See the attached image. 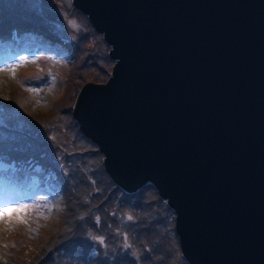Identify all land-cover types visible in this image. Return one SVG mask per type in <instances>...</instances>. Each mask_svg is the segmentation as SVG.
I'll use <instances>...</instances> for the list:
<instances>
[{
  "label": "water",
  "instance_id": "obj_1",
  "mask_svg": "<svg viewBox=\"0 0 264 264\" xmlns=\"http://www.w3.org/2000/svg\"><path fill=\"white\" fill-rule=\"evenodd\" d=\"M114 63L79 133L127 195L152 187L187 264H264V0H72Z\"/></svg>",
  "mask_w": 264,
  "mask_h": 264
},
{
  "label": "rangeland",
  "instance_id": "obj_2",
  "mask_svg": "<svg viewBox=\"0 0 264 264\" xmlns=\"http://www.w3.org/2000/svg\"><path fill=\"white\" fill-rule=\"evenodd\" d=\"M0 38L23 45L0 51V264H187L166 202L115 187L73 119L103 37L72 0H0Z\"/></svg>",
  "mask_w": 264,
  "mask_h": 264
},
{
  "label": "trees",
  "instance_id": "obj_3",
  "mask_svg": "<svg viewBox=\"0 0 264 264\" xmlns=\"http://www.w3.org/2000/svg\"><path fill=\"white\" fill-rule=\"evenodd\" d=\"M9 42L11 43L10 38H6V39L2 38L0 40V51H6L7 49L10 51H14V50L18 49L20 46H23L22 44H18L19 46L13 49V46L7 45V43H9ZM3 163H5L6 165H11L13 168H15L18 165L15 160H8V161L4 160Z\"/></svg>",
  "mask_w": 264,
  "mask_h": 264
},
{
  "label": "snow or ice",
  "instance_id": "obj_4",
  "mask_svg": "<svg viewBox=\"0 0 264 264\" xmlns=\"http://www.w3.org/2000/svg\"><path fill=\"white\" fill-rule=\"evenodd\" d=\"M129 219H131V217H129Z\"/></svg>",
  "mask_w": 264,
  "mask_h": 264
}]
</instances>
